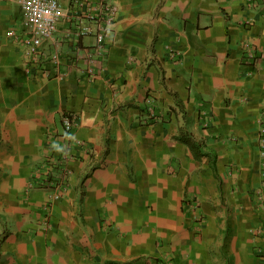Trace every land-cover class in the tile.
Instances as JSON below:
<instances>
[{"label": "crops", "instance_id": "obj_1", "mask_svg": "<svg viewBox=\"0 0 264 264\" xmlns=\"http://www.w3.org/2000/svg\"><path fill=\"white\" fill-rule=\"evenodd\" d=\"M114 1L90 72L84 37L58 76L44 43L32 80L19 0H0V264H264V0ZM54 141L69 158L49 205Z\"/></svg>", "mask_w": 264, "mask_h": 264}, {"label": "built area", "instance_id": "obj_2", "mask_svg": "<svg viewBox=\"0 0 264 264\" xmlns=\"http://www.w3.org/2000/svg\"><path fill=\"white\" fill-rule=\"evenodd\" d=\"M19 5L24 14L21 23L24 33L21 32L19 41L24 48L25 71L32 80L49 78L46 68L49 57L42 49L44 43H47L52 51L50 57L56 66L57 76L62 62L70 67L75 63L68 55L62 56L65 43H70L75 52L78 46H74L73 41L84 37L93 39V47L85 49L89 72L94 59L105 57L110 35L117 25L118 10L114 0H19ZM61 123L66 141L73 143L70 134L78 125V116L75 113H66ZM57 156H54L51 150V153L44 157V174L38 172L39 177L45 176L43 181L51 182L54 175V178L58 179L47 196L46 202L49 205L60 199L65 190L64 180L67 174L63 163L69 158V154Z\"/></svg>", "mask_w": 264, "mask_h": 264}, {"label": "trees", "instance_id": "obj_3", "mask_svg": "<svg viewBox=\"0 0 264 264\" xmlns=\"http://www.w3.org/2000/svg\"><path fill=\"white\" fill-rule=\"evenodd\" d=\"M176 140L187 145V147L189 148V150L191 151V153L195 158L207 156L206 153H202V149L205 148L204 143L201 141L200 142L195 141L192 134H190L189 132L179 129V133L176 137ZM215 158H216L215 155H213L212 160L210 162L213 171L215 169Z\"/></svg>", "mask_w": 264, "mask_h": 264}, {"label": "clouds", "instance_id": "obj_4", "mask_svg": "<svg viewBox=\"0 0 264 264\" xmlns=\"http://www.w3.org/2000/svg\"><path fill=\"white\" fill-rule=\"evenodd\" d=\"M65 135L67 136L68 134L65 133ZM71 139L75 140L76 137L73 136V137H71ZM50 148H51V150H54V151H56V152H58V153H61V154L65 155V156L68 155V152H67V145H62V144H60V143L57 142V141H54V142L51 144Z\"/></svg>", "mask_w": 264, "mask_h": 264}]
</instances>
